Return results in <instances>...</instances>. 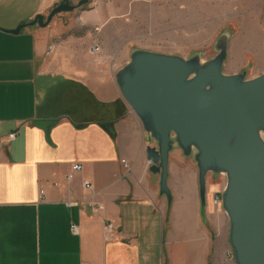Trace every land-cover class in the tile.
Returning a JSON list of instances; mask_svg holds the SVG:
<instances>
[{
  "label": "crops",
  "instance_id": "obj_1",
  "mask_svg": "<svg viewBox=\"0 0 264 264\" xmlns=\"http://www.w3.org/2000/svg\"><path fill=\"white\" fill-rule=\"evenodd\" d=\"M60 1L0 0V29ZM121 14L101 1L45 28L0 32V264H235L212 202L221 184L207 181L202 206L180 150L168 159L170 201L149 172L153 142L117 84L130 49L108 40Z\"/></svg>",
  "mask_w": 264,
  "mask_h": 264
},
{
  "label": "water",
  "instance_id": "obj_2",
  "mask_svg": "<svg viewBox=\"0 0 264 264\" xmlns=\"http://www.w3.org/2000/svg\"><path fill=\"white\" fill-rule=\"evenodd\" d=\"M89 1L62 0L46 16L0 32L16 36L33 26L45 28ZM129 60L117 84L153 142L146 159L149 172L159 176L160 195L171 200L168 159L174 150L193 157L202 206L207 181L219 184L218 176H225L221 208L229 220L232 259L264 264V74L248 81L224 75V51L204 65L148 51H133Z\"/></svg>",
  "mask_w": 264,
  "mask_h": 264
},
{
  "label": "rangeland",
  "instance_id": "obj_3",
  "mask_svg": "<svg viewBox=\"0 0 264 264\" xmlns=\"http://www.w3.org/2000/svg\"><path fill=\"white\" fill-rule=\"evenodd\" d=\"M78 1L69 3L76 5ZM101 1L112 3L122 13L116 16L115 33L108 40L112 46L130 49L128 60L133 51H148L184 61L195 59L204 65L224 51V75H239L248 81L264 74V0H90L53 20L73 16L75 11ZM186 160L196 167L193 157ZM222 177L218 176L221 186ZM223 216L228 234L224 211Z\"/></svg>",
  "mask_w": 264,
  "mask_h": 264
},
{
  "label": "built area",
  "instance_id": "obj_4",
  "mask_svg": "<svg viewBox=\"0 0 264 264\" xmlns=\"http://www.w3.org/2000/svg\"><path fill=\"white\" fill-rule=\"evenodd\" d=\"M91 50L95 54H98L99 51H100V49H99L97 44H94L92 46ZM8 138H9V140H13L15 138V136H14V134H11V135L8 136ZM81 169H82V166L80 164L77 163V165H73L72 168H71V173H69L66 176L67 180H71L73 178L72 175L76 174L79 171H81ZM224 177L225 176L222 177L223 181H222V186H220V188H221L220 191H222L224 189V184H225V180H226ZM82 185H83L84 189L89 190L91 188V184L88 181H86V180H84L82 182ZM212 202H213V205L215 207L221 206L222 202H221V193L220 192L214 194V196L212 197ZM67 205L70 206V203H68ZM112 230H113V225L109 221H107V223L104 225V232L107 235L109 234L108 236H110V233L112 232ZM70 232H71L72 235L77 236L78 235V228L75 225H71L70 226Z\"/></svg>",
  "mask_w": 264,
  "mask_h": 264
}]
</instances>
